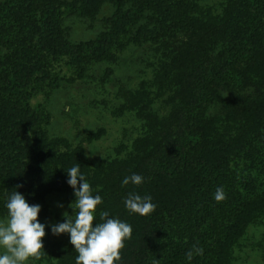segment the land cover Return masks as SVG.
Listing matches in <instances>:
<instances>
[{
	"label": "rangeland",
	"instance_id": "1",
	"mask_svg": "<svg viewBox=\"0 0 264 264\" xmlns=\"http://www.w3.org/2000/svg\"><path fill=\"white\" fill-rule=\"evenodd\" d=\"M12 1L17 4L23 31L34 20V11H55L60 21V50L33 59L32 55L40 50L37 37L20 40L16 30H8L13 36L7 39L5 31L0 35V87L10 89L13 77L7 68L15 63L11 60L14 50L24 51L19 57L23 66L33 53L31 65L36 64L41 82L29 89L38 92L52 82L46 95L34 92L28 100L33 109L40 106L44 112L38 113L35 127L43 128L49 140H65L71 147L84 150L83 161L94 172L87 182L92 194L102 197L95 223L101 222L99 213L107 211L109 218L131 225V238L125 241L120 253V260H124L119 264H153L154 260L160 264L163 249L167 248L164 241L173 237L175 242L179 236L177 220L169 216V211L178 199L176 194L187 190L186 177H181L179 184L170 181L167 187L162 182L165 180L151 170V164L160 154H169L166 142L179 121L178 114L186 111L194 99L195 105L201 103L198 119L207 135L208 148L220 159L216 176L225 182L232 180L231 172L236 177L247 160L259 166L252 171L253 176L254 171L264 169V70L260 71V82L254 60H243L236 64L245 80L241 90L230 92L211 86L216 102L205 105L200 100L201 74L223 68L226 58L233 55L239 39L234 29L250 20L254 0H167L164 5L142 0L141 20L120 37L111 54L104 52L101 56L69 55L67 51L105 34L103 41L109 35L114 10L109 2L87 17L81 14L80 0ZM45 64L47 74L42 67ZM132 174L141 175L143 183L123 185L122 181ZM244 187L246 183L240 185L235 178L228 188L230 193L239 191L236 195L242 205L232 210L238 212L239 228L225 249L226 261L264 264V201L252 203ZM129 193L151 196L155 211L147 216L131 213L124 204ZM74 201L70 187L47 193L34 202L41 207L38 220L45 225L44 251L39 259L29 258L25 264H76L69 235L54 236L51 231L52 225L65 222V212L75 218L69 207ZM163 213L173 232L160 241L149 229L157 216L163 218ZM6 220L7 214H1L0 223ZM4 252L0 247V255Z\"/></svg>",
	"mask_w": 264,
	"mask_h": 264
},
{
	"label": "trees",
	"instance_id": "2",
	"mask_svg": "<svg viewBox=\"0 0 264 264\" xmlns=\"http://www.w3.org/2000/svg\"><path fill=\"white\" fill-rule=\"evenodd\" d=\"M151 1L164 5L167 0ZM104 2H109L114 9L109 22V35L103 41L101 39L105 34L95 41L70 47L67 54H111L119 45L120 37L128 33L142 18V0H80L81 14L92 17ZM254 5L255 10L250 20L244 27L234 29V36L239 39L237 48L231 53L233 55L226 58L223 68L205 70L201 74L203 87L200 100L205 105L216 102V96L210 90L211 86H221L230 92L244 87V77L236 65L241 61L254 60L255 68H258V80L260 71L264 70V0H254ZM31 15L34 20L23 31L18 23L17 4L12 0L0 1V35L6 31L5 38L11 39L13 32L8 30H16L22 37L20 40L37 37L40 50L32 55L33 59L39 54L43 56L46 53H57L61 31L59 16L54 10L47 8L34 11ZM23 52L14 50L11 60L15 63H10L7 68L13 77L10 80V89L0 87V215L8 214L5 205L15 190L33 205L47 193L68 190L70 186L67 184V171L71 167L79 164L80 172L86 180L94 173L83 161L84 150L81 147H71L65 140H49L43 128L35 127V123L37 126L39 121L38 113L44 112L40 106L33 109L28 104L33 96L31 94L37 91L29 88L33 83L38 85L41 78L36 76V64L31 65L30 55L33 53L30 52L26 57L28 64L21 65L19 57L24 55ZM42 67L45 72L46 64ZM49 88L46 87L47 90ZM46 89H39L34 95L41 92L46 95ZM195 102L196 99L187 105L186 111L178 114L179 121H176L175 130L170 134L169 142H166L169 154H160L158 160L151 164V170L156 171L159 179L165 180L162 182L167 187L170 181L179 184V179L183 176L186 177L188 186L186 191L176 194L178 199L169 211V216H175L180 228L176 241L172 240L173 237L164 241L173 232L167 223L168 216H165L168 210L163 213V218L154 216L156 219L150 229L148 227L151 235L158 237L160 241L163 239L167 247L163 249L160 264H227L225 249L233 239L232 233L239 228L236 223L238 212L232 210L242 205L236 195L239 191L230 193L228 188L233 186L236 178L240 185L246 183L244 188L250 194L252 203L264 201V169L261 168L259 173L254 171L253 176L252 171L259 169L254 162L245 161L241 171L238 169L236 177L231 172L232 180L225 182L216 176L220 159L217 155H212V150L208 148L207 135L198 119L202 113L201 103L197 101L195 105ZM218 187H223L226 194V199L220 202L215 200ZM244 209L245 207L242 210ZM158 230L160 234H157ZM193 246L202 248L203 255H194L188 261L186 253L193 250ZM77 255L75 252L73 257L77 258ZM67 260L72 262L71 259ZM123 260L122 258L120 261ZM120 261L114 264H119Z\"/></svg>",
	"mask_w": 264,
	"mask_h": 264
},
{
	"label": "clouds",
	"instance_id": "3",
	"mask_svg": "<svg viewBox=\"0 0 264 264\" xmlns=\"http://www.w3.org/2000/svg\"><path fill=\"white\" fill-rule=\"evenodd\" d=\"M31 135L30 131L29 136ZM67 176V184L73 189L75 196V201L69 205L72 214L75 212V218L65 212V222L52 225V234L69 235L70 243L78 253L76 264H114L121 258L120 253L125 241L131 238V225L116 218H109L107 211H101V222L95 223L102 197L92 194V188L81 174L79 164L71 167ZM143 179L139 174H132L126 177L122 184L132 183L138 186L143 183ZM225 199L223 187H218L215 200L220 202ZM124 204L131 213L141 216L150 215L156 208L151 196L141 197L136 193H129ZM5 206L7 220L0 223V247H3L5 252L0 255V264H25L29 258L39 259L43 254L42 250L44 251L43 239L46 236L45 225L38 220L40 205H30L25 197L15 190ZM194 255H203V249L193 246V250L186 253V258L191 261ZM153 264H159V261L154 260Z\"/></svg>",
	"mask_w": 264,
	"mask_h": 264
}]
</instances>
